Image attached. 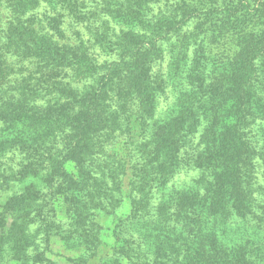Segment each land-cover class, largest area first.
Instances as JSON below:
<instances>
[{"label":"trees","instance_id":"obj_1","mask_svg":"<svg viewBox=\"0 0 264 264\" xmlns=\"http://www.w3.org/2000/svg\"><path fill=\"white\" fill-rule=\"evenodd\" d=\"M0 6V264H264V0Z\"/></svg>","mask_w":264,"mask_h":264},{"label":"rangeland","instance_id":"obj_2","mask_svg":"<svg viewBox=\"0 0 264 264\" xmlns=\"http://www.w3.org/2000/svg\"><path fill=\"white\" fill-rule=\"evenodd\" d=\"M87 1H91V0H87ZM96 2V0H94ZM87 8H85L86 10ZM33 14V16L43 19V17H46L48 15L51 14L50 10L46 7V5L44 4H40L33 12H31ZM31 14V15H32ZM9 10L4 7V6H0V30H2L3 28H5V26L7 25V21L10 19L9 18ZM79 27V29H83L80 28V26H76ZM75 27V29H76ZM1 32V31H0ZM71 33V31L69 32ZM87 35V34H86ZM171 92V90L167 89V94L160 96V101L158 103V110L159 111H165L168 106L171 105L172 103V96L171 94H169ZM161 112V114H162ZM123 137L120 138V141H118L117 143H115V141L112 139L110 140V142L108 141H102L103 145H104V151L102 152L103 156L107 157V160H110L113 165L112 168L114 170H117V167H122L123 163L121 161V154L122 152L127 153L126 149H124L126 146L123 145L121 142H123ZM122 145V146H121ZM114 146V147H113ZM63 147L62 143L59 142L57 143L55 148H61ZM130 150L134 149V145H130L128 147ZM54 150H58V149H54ZM12 157V159H9L7 157ZM19 155L17 153L13 154V153H7L4 157H1L2 162L5 161L4 166H10L12 168H14V170H16L19 166ZM130 163V162H129ZM95 166V165H94ZM99 167V166H98ZM98 167L96 169H98ZM67 169L71 170V167H69L67 165ZM9 171V170H8ZM182 174H180L178 176V178H181ZM21 185L18 184V186H12L11 189H9L8 191H2V189H0V210H1V201L6 198L8 195L18 192L20 191L19 187ZM47 188L49 189V191L47 190ZM48 191L49 194L46 196V201H45V207H44V213L45 216L47 217L48 221H55L58 218H60V222H63V224H61L58 229H61L63 232L68 228L67 224L65 223L66 218H65V214L62 211L61 206H58L59 201L57 203L54 204L53 200H49L50 196H54L55 193H51V187H49V185L47 184L46 189H44V191ZM259 195V199L260 200H264V189L261 190ZM262 193V194H261ZM58 210L57 216L54 215L53 211L54 209ZM127 202L125 201L123 204V207L119 210V208L114 211V212H110L108 214L106 213H101L100 216H98L97 220H98V226H101L100 229V234L103 237L102 240L105 243V246L103 247L108 248L109 244L113 241L110 237V230H106V227L111 226L112 224H114V222H116V220L120 217V212L124 213L127 211ZM96 228V227H95ZM104 229V230H103ZM94 230V229H93ZM43 234L40 235V238L37 239V243H38V247L37 249L40 250L42 249V247L46 244L45 240L41 237ZM104 245V244H102ZM47 248V247H46ZM49 251L47 252L49 257H53L52 253H49L50 251H54L55 249H57V241L55 242V240H53V242L51 241L50 247H49ZM59 250V249H58ZM46 251V249H45ZM54 258H57V256H54ZM13 264H15V262H13Z\"/></svg>","mask_w":264,"mask_h":264}]
</instances>
